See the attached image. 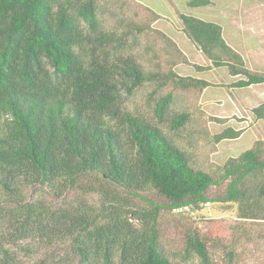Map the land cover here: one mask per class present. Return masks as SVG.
Returning <instances> with one entry per match:
<instances>
[{
  "label": "trees",
  "instance_id": "1",
  "mask_svg": "<svg viewBox=\"0 0 264 264\" xmlns=\"http://www.w3.org/2000/svg\"><path fill=\"white\" fill-rule=\"evenodd\" d=\"M101 3L0 0V212L6 209L20 225L18 241L32 235L69 240L62 264H176L159 228L166 217L176 220L173 215L186 223L181 262L217 264L218 247L230 248L225 256L231 262L234 237L225 243L199 228L191 214L206 203L222 204L235 206L240 221L264 223V137L213 173L195 167L181 134L198 120L199 109L177 111L175 102H181L179 93L198 95L210 84L172 69L146 72L129 52L131 44L140 46L152 32L165 36L150 24L123 33L104 25ZM209 4L193 0L188 6ZM179 19L185 38L210 62L192 64L193 70L224 68L238 78L228 85L232 89L264 84V73L246 66L220 25L182 14ZM250 113L264 121V103ZM242 133L227 127L211 140L217 145ZM28 187L57 199L67 191L83 198L99 194L102 202L95 210L83 198L57 207L26 201ZM233 230L242 231L238 223ZM0 254L12 257L1 247Z\"/></svg>",
  "mask_w": 264,
  "mask_h": 264
},
{
  "label": "rangeland",
  "instance_id": "2",
  "mask_svg": "<svg viewBox=\"0 0 264 264\" xmlns=\"http://www.w3.org/2000/svg\"><path fill=\"white\" fill-rule=\"evenodd\" d=\"M191 1L102 0L101 19L104 25L116 28L118 32H126L129 26L150 24L153 30L165 36L166 41L152 32L143 36L140 46L131 44L129 52L136 53L146 72L165 73L172 69L179 76L205 80L210 84L198 95L195 91L179 93L181 102H175V108L181 111L184 107L188 112L199 109L198 120L192 119L181 137L188 144L185 147L192 154L194 166L213 173L228 158L237 157L256 140L263 139L264 121L255 120L250 110L264 103V84L230 89L228 85L238 78L229 76L224 68H211L206 72L193 70L192 64L209 66L210 62L185 38L179 15L220 25L225 42L242 56L247 67L253 72L264 73V0H208L210 4L207 6L189 7ZM171 45L184 55L187 64L182 63ZM212 117L227 119V122L217 124L208 120ZM227 127L243 130V133L235 140H224L214 145L211 137ZM24 195L26 201L44 200L56 207L75 205L83 198L76 192L67 191L64 198L57 199L38 187L26 188ZM82 200L98 210L102 196L88 195ZM132 204L146 207L145 203L137 200H133ZM12 207L7 211L14 210ZM235 212V206L226 208L212 203L207 207L204 205L190 217L198 221L199 228L221 236L225 243L231 242L234 237V258L228 262L225 253L231 251L230 248L225 247L223 251L222 247H218L214 252L217 264H264V223L240 221ZM9 214L4 208L0 212V247L12 252V257L5 260L0 254V264H62V257L69 250V240L60 236L46 240L45 237L32 235V240L18 241L20 225ZM173 217L176 220L166 217L159 223L164 249L176 264H197L196 260H179L177 254L182 252L180 228L186 223L175 215ZM237 223L242 231L233 230ZM245 235H248L247 240L242 238Z\"/></svg>",
  "mask_w": 264,
  "mask_h": 264
},
{
  "label": "built area",
  "instance_id": "3",
  "mask_svg": "<svg viewBox=\"0 0 264 264\" xmlns=\"http://www.w3.org/2000/svg\"><path fill=\"white\" fill-rule=\"evenodd\" d=\"M207 206H209V203H206V204H205V207H207Z\"/></svg>",
  "mask_w": 264,
  "mask_h": 264
},
{
  "label": "crops",
  "instance_id": "4",
  "mask_svg": "<svg viewBox=\"0 0 264 264\" xmlns=\"http://www.w3.org/2000/svg\"><path fill=\"white\" fill-rule=\"evenodd\" d=\"M246 66H247V64H246ZM233 82H234V81H233ZM233 82H232V83H233ZM230 89H232V88H230Z\"/></svg>",
  "mask_w": 264,
  "mask_h": 264
}]
</instances>
